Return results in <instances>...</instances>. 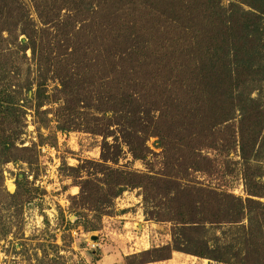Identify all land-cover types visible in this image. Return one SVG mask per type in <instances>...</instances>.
<instances>
[{
	"label": "rangeland",
	"instance_id": "obj_1",
	"mask_svg": "<svg viewBox=\"0 0 264 264\" xmlns=\"http://www.w3.org/2000/svg\"><path fill=\"white\" fill-rule=\"evenodd\" d=\"M231 1L222 3L229 8ZM6 2L4 10L0 0V89L16 90L26 108L18 145H38L27 153L33 164H2L0 264H231L184 251L181 215L205 224L212 239L229 230L236 199L246 207L248 198L264 246V129L246 142L244 157L239 130L253 119L242 110L205 133V118L192 111L183 117V108L173 113L178 94L168 92L172 85L154 74L151 60L167 50L149 44L151 58H129L104 38L112 32L99 15L127 9L119 11L116 0ZM134 8L138 29L143 4ZM162 19H154L158 27ZM262 32L264 44V18ZM255 62L235 103L240 95L264 105V55ZM23 174L34 198L17 206L8 193ZM120 183L134 184L120 192ZM249 214L244 209L243 223Z\"/></svg>",
	"mask_w": 264,
	"mask_h": 264
},
{
	"label": "trees",
	"instance_id": "obj_2",
	"mask_svg": "<svg viewBox=\"0 0 264 264\" xmlns=\"http://www.w3.org/2000/svg\"><path fill=\"white\" fill-rule=\"evenodd\" d=\"M3 1L5 10L8 4L6 0ZM116 2L119 11L125 6L127 9L120 13L102 12L99 15L101 20L106 19L110 25L107 27L112 32V35L106 33L104 38L110 37L109 41L119 44L118 50L129 58H151L153 52L147 47L149 44H158L161 49L167 50L161 58L151 59L155 65L154 74L165 77L164 84L168 87L172 85L173 88L168 89V92L178 94V101H175L177 105L174 104L175 107L171 105L173 113L179 116L183 108V117L190 114L186 112L192 111L199 121L206 119L207 127L201 126L203 133L210 132L224 121L233 119L236 109L244 112V119H247V115L249 119H253L250 124L244 122L239 130L242 153L246 157V153H250L246 142L261 137L264 129L262 123L264 118L261 119L264 105L260 106L259 99L251 96L245 101L239 95L238 103H235V99L239 91L246 92L249 76L254 74L256 70L254 66L258 65L256 59H263L264 53L260 45H264L262 44L264 0H234L230 2L229 8L224 6L222 0H116ZM136 2L143 4L142 26L138 29L135 28L133 19ZM242 3L248 5L250 9H244ZM160 17L163 19L162 22L159 21L161 24L158 27L155 21L160 20ZM120 29L125 32L118 34ZM147 65H150V61ZM154 77L156 76H152L157 81ZM40 84L36 99L38 105L42 106L44 101L40 99L44 94L41 92ZM153 86L159 87L157 83ZM153 95L157 96L156 93ZM182 95L187 97L192 95L195 100H185L181 104ZM19 98L16 90L8 87L0 89V178L3 175L2 164L24 160L31 165L35 159L27 153H37L36 142H32L31 146L18 145V140H22L24 134L23 119L27 114L26 108L20 105ZM249 101L252 106L248 104ZM118 107L120 111L125 109L121 104ZM251 124L253 126H250ZM20 143L23 145V140ZM134 156L143 158L137 152ZM246 176L248 178L247 174ZM16 184L17 190L8 193L15 205H20L24 200L31 202L35 187L31 186L26 175L23 174V177L18 175ZM120 184L122 192L126 186L134 183ZM252 185L257 186L255 183ZM236 200L237 207L227 220L231 224L229 230L222 236L215 234L212 239L207 236L206 225L198 221H189L184 210L180 220L183 229H186L187 236L184 238L187 245L183 250L200 258L225 263L264 264V246L260 242L262 229L251 211L254 201L248 198L245 207L242 199ZM246 208L250 213L248 224L241 220ZM8 231L4 229L5 235Z\"/></svg>",
	"mask_w": 264,
	"mask_h": 264
}]
</instances>
